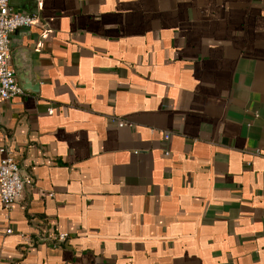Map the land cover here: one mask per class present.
<instances>
[{
	"label": "crops",
	"instance_id": "1",
	"mask_svg": "<svg viewBox=\"0 0 264 264\" xmlns=\"http://www.w3.org/2000/svg\"><path fill=\"white\" fill-rule=\"evenodd\" d=\"M9 6L0 264H264V0Z\"/></svg>",
	"mask_w": 264,
	"mask_h": 264
},
{
	"label": "built area",
	"instance_id": "2",
	"mask_svg": "<svg viewBox=\"0 0 264 264\" xmlns=\"http://www.w3.org/2000/svg\"><path fill=\"white\" fill-rule=\"evenodd\" d=\"M34 17L23 11H14L9 6V0H0V98L9 99L17 95L23 94L20 88L14 69L10 65L11 41L10 35L20 27L31 26ZM51 108H48L50 110ZM119 126L125 124L124 121L117 122ZM164 137H168V132L164 133ZM2 158L0 160V202L2 208L9 212L23 187L24 180L18 161L15 159L13 150L9 147L0 148ZM10 228L6 229V233H10ZM66 238L65 233H59L55 237L57 241H63Z\"/></svg>",
	"mask_w": 264,
	"mask_h": 264
},
{
	"label": "water",
	"instance_id": "3",
	"mask_svg": "<svg viewBox=\"0 0 264 264\" xmlns=\"http://www.w3.org/2000/svg\"><path fill=\"white\" fill-rule=\"evenodd\" d=\"M14 72H15V70H14ZM16 75H17V72H15V76H16ZM16 78H17V76H16ZM17 82H18L20 88H21L23 91L26 90V88H25V86H24V83L22 82V80H21L20 77H18Z\"/></svg>",
	"mask_w": 264,
	"mask_h": 264
}]
</instances>
